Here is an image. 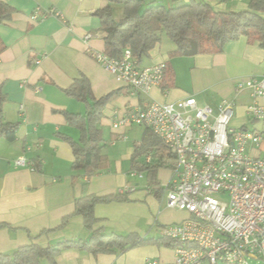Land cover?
<instances>
[{"label":"crops","instance_id":"obj_1","mask_svg":"<svg viewBox=\"0 0 264 264\" xmlns=\"http://www.w3.org/2000/svg\"><path fill=\"white\" fill-rule=\"evenodd\" d=\"M148 1V0H147ZM164 7L187 3L189 0H154ZM216 12L248 10L249 0H198ZM14 9L9 21L0 24V89L6 101L2 105L5 121L17 124L12 141L0 139V253L10 254L17 248L36 244L52 246L64 240L89 239L82 217L74 215L75 199L85 195L106 196L123 193L127 200L96 204L93 208L98 222L93 229L106 233H136L141 238H154L162 227L178 223L187 214L166 206L160 210L163 186L171 176V168H158L153 181L138 183L143 178L129 176L131 156L141 145L143 127L135 125L112 129L113 116L151 102L174 103L194 97L199 106L214 110L222 99L233 101L234 114L230 125L248 127L246 107L250 93H236L238 81L264 76V48L246 38L224 45L220 53L194 57H170L171 42L156 46L139 67L165 63L172 84L163 91L153 88L148 95L127 94L106 106L99 127L102 132V154L107 167L87 178L81 168L74 169V156L69 140L78 141V131L69 126L63 112L84 114V105L68 96L65 90L75 79L85 76L95 98L126 88L116 77L103 70L89 52H102L104 40L96 36L100 30L95 13L103 9L105 0H0ZM39 7L53 8L58 17L31 22L30 16ZM120 12L119 6L113 11ZM264 17V15H263ZM93 34L85 39L88 34ZM95 34V36H94ZM39 59V64H33ZM141 128L139 140L134 128ZM124 135V138H118ZM105 139V141H104ZM122 144L118 147V144ZM117 146V148H115ZM146 157V156H145ZM145 157L140 161L145 163ZM24 158L32 163L16 167L13 161ZM154 162V160L152 159ZM64 226H60L64 218ZM158 237V236H157ZM147 259L172 262V249L155 244L125 252L115 250L93 256L80 249L62 250L56 264H144ZM41 264H48L42 259ZM207 264V263H203Z\"/></svg>","mask_w":264,"mask_h":264},{"label":"built area","instance_id":"obj_2","mask_svg":"<svg viewBox=\"0 0 264 264\" xmlns=\"http://www.w3.org/2000/svg\"><path fill=\"white\" fill-rule=\"evenodd\" d=\"M50 16L59 13L37 7L30 21ZM89 56L139 95L160 88L167 68L165 63L139 67L127 49L119 59L103 52L90 51ZM32 62L37 65L39 59ZM234 90L250 93L246 116L252 127L230 125L233 101L222 99L214 110L199 106L192 96L174 103L143 104L113 116L112 129L148 128L173 155L171 176L162 188L166 206L187 214L161 229L162 237L178 243L172 248L174 260L147 259L144 264H264V76L238 81ZM144 162L150 164L152 156ZM13 164L35 170L24 158ZM129 176L143 178L135 170Z\"/></svg>","mask_w":264,"mask_h":264},{"label":"trees","instance_id":"obj_3","mask_svg":"<svg viewBox=\"0 0 264 264\" xmlns=\"http://www.w3.org/2000/svg\"><path fill=\"white\" fill-rule=\"evenodd\" d=\"M105 1L107 5L97 11L95 16L99 20L100 30L106 33L102 52L111 58L119 59L127 49L136 63L140 64L161 44L163 35L174 45V49L169 52L170 57L220 53L226 43L239 38H246L248 42H256L264 48V0H249L248 10L240 12H216L198 0H189L172 7H164L154 0ZM113 6L121 8V18H114ZM13 13V8L0 2V24L9 21ZM4 48L0 40V53ZM167 73L168 68L164 72L160 87L163 91L172 84V77ZM127 89L129 88H121L101 98H95L90 91L88 79L81 75L65 90L68 96L84 105V114L64 111L63 115L68 125L79 133L78 141L69 140L74 156L73 168H81L87 178L107 167V160L102 154L103 139L99 124L106 106L118 96L127 94ZM5 101L6 97L0 89V139L12 141L17 124L5 121L2 112ZM143 130L141 145L134 149L130 162L132 170L144 173L145 178L151 181L158 168H172L174 157L148 128ZM147 155H151L154 162L145 164L140 161ZM126 200L123 193L100 197L85 195L75 199L73 214L82 217L83 227L89 232L87 241L64 240L45 247L25 245L10 254L0 253V264H41L42 259L48 264H56V256L66 249H80L97 256L115 250L125 252L148 244L169 249L178 246V243L161 235L141 238L136 233L116 234L93 229L98 222L93 213L96 204ZM67 220V217L64 218L60 226H64Z\"/></svg>","mask_w":264,"mask_h":264},{"label":"rangeland","instance_id":"obj_4","mask_svg":"<svg viewBox=\"0 0 264 264\" xmlns=\"http://www.w3.org/2000/svg\"><path fill=\"white\" fill-rule=\"evenodd\" d=\"M113 16H114V18L115 19H119L120 18V12L119 11H113ZM163 38H162V41H163V43H169L170 41L168 40V38L167 37H165L164 35L162 36ZM168 47H174V45L173 44H171V46H168V45H165V46H163V50H166V48H168ZM249 127H252V126H249ZM135 130H133V135H134V139H136V140H139V138H140V135H141V132H142V130H141V128H134ZM104 141H105V139H104ZM102 144H104V142L102 143ZM121 143L120 144H118V147H121ZM115 148H117V146L115 147ZM138 183H144V182H147V179L144 177L143 178V180H137V179H135ZM149 183L150 184H152V185H154V184H157L155 181H153V180H151V181H149ZM164 196H166L165 195V193H164V195H163V197H161V200L159 201V203H160V205H159V207H160V210H164ZM159 233L160 232H158V231H156L155 232V235H156V237L158 236L159 237ZM252 264H256L255 262H253Z\"/></svg>","mask_w":264,"mask_h":264}]
</instances>
